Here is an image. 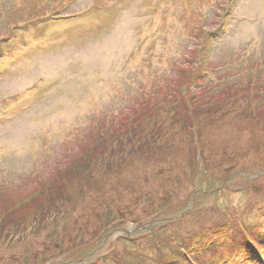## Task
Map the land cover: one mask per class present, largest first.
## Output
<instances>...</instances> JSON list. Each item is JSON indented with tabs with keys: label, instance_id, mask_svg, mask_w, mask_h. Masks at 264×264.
<instances>
[{
	"label": "rangeland",
	"instance_id": "374dc122",
	"mask_svg": "<svg viewBox=\"0 0 264 264\" xmlns=\"http://www.w3.org/2000/svg\"><path fill=\"white\" fill-rule=\"evenodd\" d=\"M69 1L46 0L38 9L36 0H0V206L73 158L88 160L104 124L145 122L135 117L166 96L167 105L179 104L180 84L190 80L183 75L196 68L198 88L189 81L186 90L198 117L222 91L246 94L249 103L235 116L215 113L194 144L178 136L170 150L161 147L167 155L138 154L124 189L114 177L93 185L86 203L73 200L50 219V240L43 228L14 239L9 253L0 244V264H175L202 228L263 222L264 116L256 112L264 110V0H75L67 7ZM50 11V22L38 21ZM194 145L207 164L193 166ZM161 183L169 188L156 193ZM186 203L190 214L180 216ZM110 205L126 213H112L104 226ZM220 243L203 252L201 264L242 248L236 239ZM42 254L54 257L44 262Z\"/></svg>",
	"mask_w": 264,
	"mask_h": 264
},
{
	"label": "trees",
	"instance_id": "16d2710c",
	"mask_svg": "<svg viewBox=\"0 0 264 264\" xmlns=\"http://www.w3.org/2000/svg\"><path fill=\"white\" fill-rule=\"evenodd\" d=\"M251 91H254V87ZM184 95L185 98H180L181 104L178 106L175 103H171L173 105L170 107L165 105V103H168L170 100L167 98L161 99L160 102L154 106H146V108L142 110V113L135 117L136 122L141 120L142 116L147 117L148 120L145 122L133 123L128 125V127H126L127 124L124 126L120 124L119 127L115 129L112 125L109 127L104 124V127L96 132L97 135L93 137L92 142L89 143L90 150L86 156L88 160L80 155L78 158H73V160L67 163L65 168H59L55 173L51 174L49 179H45L41 183H38L29 192L14 196V199L10 200L11 203L5 206L2 204L0 206V244L2 247H0L9 253L13 250L11 246L14 243V239H16L15 241L17 242L20 241L21 238H27V236L30 238L31 236H38V232H41L43 228L46 233L45 240H50L53 237L52 229H47L50 227V219L56 221L59 214L63 212L62 208H66L68 204L70 206H75L77 202L73 203V200H81L82 203H86L87 198H92L95 195V191L91 190L93 185L104 183L106 180L111 181L114 177L120 182V184H118L120 188L122 187L124 189V180L125 178L127 180L128 175L125 170L136 158H138V154L147 152L149 155L151 153L156 155L160 152V154L167 155L168 153L163 152L161 147L166 146L170 139L173 140L178 136L181 138L190 136L194 144L195 140L200 138L202 134L203 125L206 122L209 124L215 120V113L219 114L220 111H224L223 114L219 115L227 117L228 114H233V116H235L236 113L247 108L249 103L246 94L243 96L229 93L218 94V96L212 97V99H215L214 103L207 104L200 109V111L205 112L201 117H198L196 112L199 111V107L196 102H194V99L191 98L190 95L188 96V93L184 92ZM262 106L263 105H261V107ZM180 112H182V114H180ZM263 112L264 110H259L256 113H260L264 116ZM203 116H205V120L201 121ZM130 126L133 127L132 130L129 129ZM199 147L205 149L203 144L199 145ZM199 147L194 145L192 154L189 157L198 156L196 161H194V164H196H193L194 167L202 166L200 164H207L206 161H208L203 150ZM261 148L264 153V142ZM170 149L171 146H166L163 150ZM160 173L161 172H159V174ZM157 183V181H154L153 185L157 186ZM162 184L163 183L160 184L161 187H156V193L160 192L162 194V192H165V188H169L167 184ZM114 190L115 189H113V191ZM127 190H129V188ZM155 198H157L156 195L148 197L146 200L153 201ZM127 204L128 202H123V205ZM3 207H5V209ZM121 212L126 213V211L120 210V208L114 209L112 205L109 207L107 206V212L102 214L103 220H105L103 223L104 226L107 225L106 219L108 217ZM214 229L217 230L215 236H217L218 233L221 235L224 234L225 236L227 234H229V236L232 234L238 235L237 229L231 226H214ZM242 231L240 230V237H244L243 239L248 240L249 244L254 242L255 236H259L262 233L261 230L255 228L250 234H248V231L247 233L245 230ZM197 236V234L189 236L192 246L189 247V245H186L184 248H180V251L176 253H187L186 256L189 257V259L183 257L184 255L178 256L173 259L177 261L175 264H179L181 260L186 263L190 260L197 262V260H195V253L203 248L207 240L204 237H199L194 242ZM129 242L136 245V240L130 239ZM58 246H60L56 247V249H60L58 255H63L65 252L63 250V245L60 244ZM6 247L8 249H6ZM1 248L0 250L3 251ZM194 248L195 251H193ZM66 251L69 252V250ZM44 257L45 254H42L43 261L48 262L54 255H50L48 258ZM0 258L2 257L0 256Z\"/></svg>",
	"mask_w": 264,
	"mask_h": 264
}]
</instances>
